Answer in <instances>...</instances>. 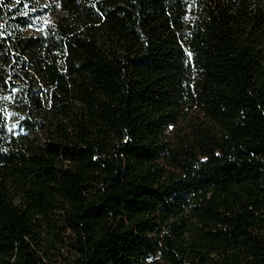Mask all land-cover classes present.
Wrapping results in <instances>:
<instances>
[{"label": "trees", "instance_id": "obj_1", "mask_svg": "<svg viewBox=\"0 0 264 264\" xmlns=\"http://www.w3.org/2000/svg\"><path fill=\"white\" fill-rule=\"evenodd\" d=\"M0 264H264V0H0Z\"/></svg>", "mask_w": 264, "mask_h": 264}]
</instances>
